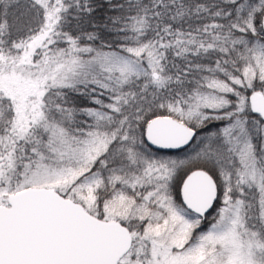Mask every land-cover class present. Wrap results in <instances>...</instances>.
I'll list each match as a JSON object with an SVG mask.
<instances>
[{"label":"snow or ice","instance_id":"obj_1","mask_svg":"<svg viewBox=\"0 0 264 264\" xmlns=\"http://www.w3.org/2000/svg\"><path fill=\"white\" fill-rule=\"evenodd\" d=\"M95 3L0 0V264H264V0Z\"/></svg>","mask_w":264,"mask_h":264},{"label":"trees","instance_id":"obj_2","mask_svg":"<svg viewBox=\"0 0 264 264\" xmlns=\"http://www.w3.org/2000/svg\"><path fill=\"white\" fill-rule=\"evenodd\" d=\"M106 0H96L95 3V8H96V13L95 16L93 17L92 23H89L88 21H85L84 27L86 28H91L92 24L98 25V26H103L104 23L107 22L108 16L111 14L110 9L103 7L105 4ZM106 39H111V35L107 32L104 33ZM206 133H201V135H205ZM195 144L187 147L186 149L178 152H170V153H165V152H158L156 151L157 155H163L166 157H171L173 159H183L185 156L189 153V151L193 148ZM155 151V150H153ZM183 173H181L182 177ZM179 179V177H178Z\"/></svg>","mask_w":264,"mask_h":264},{"label":"water","instance_id":"obj_3","mask_svg":"<svg viewBox=\"0 0 264 264\" xmlns=\"http://www.w3.org/2000/svg\"><path fill=\"white\" fill-rule=\"evenodd\" d=\"M187 148V147H186ZM185 148V149H186ZM182 150H184V149H180V150H163V152H178V151H182ZM155 151H158V152H161V151H159V150H155Z\"/></svg>","mask_w":264,"mask_h":264},{"label":"rangeland","instance_id":"obj_4","mask_svg":"<svg viewBox=\"0 0 264 264\" xmlns=\"http://www.w3.org/2000/svg\"><path fill=\"white\" fill-rule=\"evenodd\" d=\"M195 149V145L193 146V148L189 151V153L186 155V156H188L193 150ZM165 153H170V152H165ZM163 156V155H162ZM185 156V157H186ZM213 215H214V213H213ZM209 219H211V216L209 217Z\"/></svg>","mask_w":264,"mask_h":264}]
</instances>
